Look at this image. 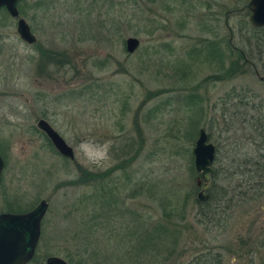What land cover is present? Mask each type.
Wrapping results in <instances>:
<instances>
[{
	"label": "rangeland",
	"instance_id": "rangeland-1",
	"mask_svg": "<svg viewBox=\"0 0 264 264\" xmlns=\"http://www.w3.org/2000/svg\"><path fill=\"white\" fill-rule=\"evenodd\" d=\"M250 1L20 0L36 46L0 11V214L48 203L30 264L50 257L120 264L130 229L142 223L177 237L157 236L143 264H190L200 255L264 264V189L238 199L229 220L218 222L217 211L216 222H200L201 176L191 169L200 129L212 135L213 167L226 186L232 166L257 149L244 116L224 107L235 87L264 101L256 75L264 77V46L241 30ZM129 38L140 41L134 53L126 50ZM208 41L230 57L228 44L251 48L250 67L237 65L221 80L220 68L196 52ZM40 120L74 149V160L58 153Z\"/></svg>",
	"mask_w": 264,
	"mask_h": 264
},
{
	"label": "trees",
	"instance_id": "trees-1",
	"mask_svg": "<svg viewBox=\"0 0 264 264\" xmlns=\"http://www.w3.org/2000/svg\"><path fill=\"white\" fill-rule=\"evenodd\" d=\"M249 15L250 12L247 13L246 17L241 21V25H243L244 27H242L241 30H249L254 44L256 46L262 47L264 46V28L255 29L254 27H252L248 21ZM208 43V45L204 46V49H199L196 52L199 51L198 53L207 54V63L209 65L218 66L220 68L222 75L218 78H220L221 80L230 78L231 71L234 70L237 65L239 66V69H243L248 68L249 64H251V60L249 61V52L251 48L249 47H245L246 50L241 49V51L236 50L233 46L228 44L230 51L232 52V57H230L226 54L225 49L220 47V44L218 42L215 43L208 41ZM227 63H229L230 66L227 65ZM250 93L252 95H250ZM257 99L258 96H256L254 91L250 90L249 88L247 90H238L235 87L232 88L226 95V102L224 103V107H226L225 110H233L235 114H237V116H239L238 114L240 113L242 116H244L245 120H242V125H244L243 131L246 132V135L248 134L249 142L252 140L256 143L257 149H252L253 152H246L244 154L243 162L236 167L232 166L233 171L230 174V178H225L227 186L221 183V174L219 170H215V175L212 176V185L206 192L208 195V199L202 202L199 201L198 198L196 200L198 213L201 217L200 222H204V220L216 222L217 219H219L216 216L217 211L218 214L223 216V219L220 218L218 222H220L221 220H229V216H226L225 214L227 213V211L236 206V201L238 199L244 200L252 192H254L253 194L258 195L260 191L264 189V101L258 103ZM199 100L202 104V97H200ZM239 121L241 123L240 118ZM208 136L210 140L212 138L211 133H209ZM246 148H248V145L246 146ZM191 157L193 161L191 169L195 174L196 169L194 164L193 152ZM217 160L218 159L216 157V161ZM245 168L249 169L244 170ZM236 178L242 179L237 184H234V179ZM197 188L199 189V186H197ZM154 228L145 227V225L142 223L139 224V226H135L134 229H130L128 239L131 242L130 245L132 246L130 249L125 251L124 257L120 261V264H143V261L140 262V259L147 258V256L156 251L157 246H155V244L153 243L154 239L161 238L162 240L163 237L168 236L167 238H169L170 235L173 237L172 239L177 238L174 233H169L168 228H166L165 226L161 225L155 229ZM142 232L144 233L142 234ZM135 235L137 237L133 238ZM86 254L87 253H84V255ZM94 256L98 255L95 253ZM210 258L211 257L200 255L195 259L193 263L191 262L190 264H220L219 262L213 263L214 258H212V260ZM89 259H92V257H90Z\"/></svg>",
	"mask_w": 264,
	"mask_h": 264
},
{
	"label": "water",
	"instance_id": "water-1",
	"mask_svg": "<svg viewBox=\"0 0 264 264\" xmlns=\"http://www.w3.org/2000/svg\"><path fill=\"white\" fill-rule=\"evenodd\" d=\"M20 0H0V8L6 7L14 18L19 17L18 3ZM249 23L255 29L264 28V0H251L249 3ZM18 32L23 40L33 43L34 36L30 27L24 19L18 22ZM140 45L136 38L126 41L128 53H134ZM258 78L264 82V77L256 71ZM39 129L48 137L58 153L70 160L75 159L74 149L68 145L66 140L48 123L40 120ZM216 146L210 142L206 130L201 129L194 148V164L196 171L201 174L200 182L205 183L198 195L199 201L208 198L207 191L212 184V176L215 175L213 167L216 160ZM5 162L0 155V185ZM48 209V203L42 201L37 208L27 214L6 213L0 215V264H28L36 253L40 238L41 222ZM47 264H68L58 257H50Z\"/></svg>",
	"mask_w": 264,
	"mask_h": 264
},
{
	"label": "flooded vegetation",
	"instance_id": "flooded-vegetation-1",
	"mask_svg": "<svg viewBox=\"0 0 264 264\" xmlns=\"http://www.w3.org/2000/svg\"><path fill=\"white\" fill-rule=\"evenodd\" d=\"M20 2V1H19ZM18 5H19V3H18ZM2 10H4V18H5V16H7L8 18H9V21L7 22V23H9L10 21H12V22H17V32H18V22H19V20L20 19H24V18H22L21 17V13H20V11H19V17L18 18H14V17H12V15L9 13V11L7 10V8L6 7H1L0 8V11H2ZM19 10V9H18ZM25 21H26V19H24ZM6 21V20H5ZM27 22V21H26ZM27 24L29 25V27H30V31H31V33H32V35L34 34V32H33V29H32V27H31V25L27 22ZM8 25V24H7ZM18 34H19V32H18ZM34 36V42L33 43H29V42H27V41H25V40H23L22 39V37L20 36V34H19V37L21 38V40L24 42V43H27V45H29V46H36L37 45V41H38V39H37V37L35 36V34L33 35ZM200 176H201V174H199ZM212 179V178H211ZM2 182V181H1ZM204 185H205V183L202 181V183H201V185L199 186V188L200 189H203V187H204ZM212 185V184H211ZM208 199V198H207ZM206 199V200H207ZM205 200V201H206ZM34 210V209H33ZM32 210V211H33ZM31 211H28V212H25V213H19V214H27V213H30ZM3 214V213H2ZM2 214H0V215H2ZM4 214H6V213H4ZM13 214H15V213H13ZM45 218V217H44ZM44 220V219H43ZM43 220H42V222H43ZM42 222H41V229H40V238H39V242H38V245H37V248H36V253H35V255H34V257H33V259L28 263V264H30L34 259H35V257H36V254H37V250H38V247H39V243H40V240H41V236H42ZM46 264H47V260H46Z\"/></svg>",
	"mask_w": 264,
	"mask_h": 264
}]
</instances>
